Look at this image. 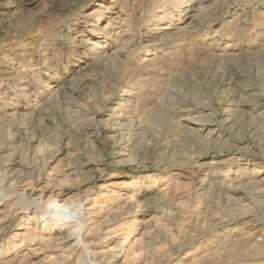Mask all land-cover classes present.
I'll return each mask as SVG.
<instances>
[{
	"label": "rangeland",
	"instance_id": "rangeland-1",
	"mask_svg": "<svg viewBox=\"0 0 264 264\" xmlns=\"http://www.w3.org/2000/svg\"><path fill=\"white\" fill-rule=\"evenodd\" d=\"M198 7L206 11L185 26ZM26 84L29 92L21 90ZM262 92L264 0H0V172L19 162L28 171L10 166L11 181L34 185L39 178L37 188H53L63 179L65 200L87 191L85 209L95 207L85 217L86 233L105 264L111 260L106 249L118 245L121 235L107 237L126 233L127 247L132 245L140 237L134 229L144 231L136 220L153 226L155 242L134 249L144 253V264H162L175 254L174 263L184 253L192 261L209 251L215 257L199 264H264ZM33 106L38 110L31 120L25 114ZM130 122L135 129L120 145L128 152L121 159L136 154L135 165L108 166L101 178L81 175L83 162L97 164L103 157L100 127L106 125L103 135L116 138ZM146 143L155 158L141 155ZM66 165L67 179L60 176ZM237 172L250 178L241 184L255 198L248 211L252 227H240V211L218 189ZM89 175L94 179L84 180ZM200 179L203 193L196 191ZM109 182H125V188L98 189ZM162 189L166 194L159 201L154 191ZM179 202L186 203L183 214L155 227L159 210ZM129 204L140 207L133 213ZM154 206L159 210H149ZM223 216L230 222L217 233L221 240H238L231 248L210 242L213 219ZM29 221L15 211L3 221L0 264H45L62 254L63 245L42 247V224ZM204 237L213 246L199 247ZM38 246L41 251L19 262Z\"/></svg>",
	"mask_w": 264,
	"mask_h": 264
},
{
	"label": "bare ground",
	"instance_id": "bare-ground-1",
	"mask_svg": "<svg viewBox=\"0 0 264 264\" xmlns=\"http://www.w3.org/2000/svg\"><path fill=\"white\" fill-rule=\"evenodd\" d=\"M204 11H206L205 8L198 7L196 9L197 13L192 14L190 16V18L186 22L185 26H189L190 24H192L199 17V14L203 13ZM128 46H129V43L124 44V47L122 49L118 50V52H124ZM25 82L28 83V81H25ZM230 86H233L232 80L229 83V87ZM251 86H252V84H251ZM28 87H30L28 84L23 85L21 90L25 91V92H29L30 90ZM52 88H53L52 85L48 87V90H49L48 94L49 95L52 93L51 92ZM235 88H236V86H235ZM246 91L247 90H244L243 88L240 89L241 93H244ZM54 93L55 92H53V94ZM46 100L47 99H45L44 101H46ZM42 101H39L38 103H40ZM225 102H228V100H226ZM33 107H34L33 110H31L30 112L25 114L26 116L28 115V117L30 119L33 117L32 115H34L38 110L37 107L36 108H35V106H33ZM94 114L96 117V115L99 113H97V111H96V113H94ZM25 115H23V116H25ZM117 117L120 118V117H122V115H118ZM228 120H230V119H226L224 122H228ZM106 127H107L106 125L103 127H100V129L98 130L99 133L97 135V138H99V136H100L102 138V141L104 140L103 157L97 162V164H90L89 163L90 161L89 162L88 161L83 162L81 164V167L83 168L81 175L86 176L85 175L86 173H95L96 175H99V177L101 178L103 173L105 172L106 167H108V166L113 165L116 167H120L126 163L135 165L134 159L136 158V154L135 155H133V154L128 155L127 160L121 159V157L127 151H126L125 147H120L121 144H125V142L127 141V138L130 137L132 131L135 129V126L132 124V122H130L129 124L123 125L121 128V132H119V134L116 138L114 136L103 135L106 133L105 132L107 130ZM213 132L214 131H212L211 133L209 132L207 134L212 136ZM88 136H92V135L88 133ZM209 144H211V143L209 142ZM219 145H221V144H219ZM155 147H156V145H155ZM219 149L220 148H218V151H219ZM141 151H142L141 155H143V157L146 159H148V158L151 159V158L156 157V150H154V149L151 150L147 143L142 146ZM136 153H137V151H136ZM238 161H245V160L238 159ZM17 165L24 167L25 172L27 173L28 167L21 165V163H19V162L10 163L8 165L9 166L8 168H6L3 172H0V226L3 224V221L10 215V213L12 211L13 212L15 211V213L17 212L20 215L21 214H23L24 216L26 215L27 220L31 221V222L29 221L30 223H28V225L34 224L36 226L38 223H41L42 229L40 230V235L42 238H40L41 239L40 244L42 245V247H43V244H49V243H56L59 245H63L62 254H59V255L51 258V260H49L45 264H62L63 261L65 260V258H67V260H68V258H70L73 255L77 256L74 264H105L102 261L98 260V256L101 253L95 252L96 247L98 246V243L93 241V240H90L88 232L86 233L87 227L85 225V217L87 215H89V210H93V208L95 207V206H92L88 209H85V206H86L85 204L89 200V198H88L89 194L87 193V191H83V192L78 191L74 195V197H72V200H65V199H63V196L66 193L67 187H66V184L64 185V183H62L63 179H62V182H60V184L58 186L53 187V188L51 187L52 189L49 188L48 184L45 185V187L37 188L38 187L37 184L39 183V178H37L36 183L34 185L31 182H28L27 180L23 181L24 182L23 184L18 182V181H11V179L14 176L10 175L11 170H12V168H10V166L14 167ZM241 165H247V164L241 163ZM65 167H66V170L63 171L64 173H61L60 176L67 179L69 177L68 175H69L70 169H68L67 165ZM16 172H18V171H16ZM7 173H8V175H7ZM19 173H20V171H19ZM119 173L116 172L113 174V176L117 177L119 175ZM191 174H193V173H191ZM124 177L128 178L129 176H128V174H126ZM92 178L93 177H91L89 175L84 180H86V179L90 180ZM224 178L227 179L226 181H228V184H226V185L221 184L218 189L220 190V192L223 190L225 193V196L227 195L230 198L228 201H230L231 205L240 211V212H238V214L235 218L236 221L238 222V224L242 228H246V227H250V226L252 227L253 225L250 224V221L248 220L249 215H250L248 211L250 208L254 207V205H255L254 199L255 198L253 197V193L246 191V189H245L246 184L245 185L241 184L242 182L247 180L249 178V176H247L246 174H243V172L242 173L237 172L234 175V177H232V178H227V176ZM49 182H51V180H48V183ZM124 183L125 182H123V184H122V182L121 183H110L109 182L108 184H105V185H99L98 189H104L107 192L114 193L111 188L112 187L117 188L118 185H122V187L120 189V191H122L125 188ZM251 183L253 184V182H250V185H251ZM20 184H22V185H20ZM175 184L177 185L178 181ZM205 185H206L205 179H202V180L200 179V181L197 184L196 191L203 193V191L205 190ZM210 185H209V187H211ZM109 188L111 190H108ZM169 189H170V187H169ZM175 192H176V190L174 191V193ZM115 193L116 194H114L115 195L114 197L119 198L120 197V195H118L119 191L115 192ZM165 194H166V190H163V189L154 191V196L155 197L157 196L158 200L162 199L165 196ZM139 195H140L139 193L136 194V196H139ZM196 196H198V195H196ZM133 197H135V195H133L129 198L130 203L132 202ZM38 203L41 204L40 207L36 206V205H38ZM184 204H186V203L185 202H179L173 209H169V210L163 209V207L160 210L155 206L149 207L150 208L149 210H151V211L156 212L157 210H159L161 212L160 219L159 220L157 219V221L155 223L153 222L154 226L155 227H157V226L163 227V225H161V224H162V222L166 223V221H168V217L179 216L180 214H183V210L185 208ZM129 206H130L129 210L132 211L133 213L137 212L138 208L140 207V205H138L136 207V210H133V207H134L133 204H129ZM152 220H154V219H152ZM213 221L215 223L213 222V224L212 223L211 224H212V228H213L212 233H214V235L210 241L211 243H218V245L217 246L215 245V246L216 247L219 246L220 248L221 247L225 248L228 246L229 247L234 246L235 244L238 243L237 242L238 240H232L231 236L229 238H225L224 240H221L223 235L221 233H217L221 228L224 227L225 224L230 222L229 218L227 219L225 216H223V217H218L216 219L214 218ZM135 223L136 224H142L144 227V231L141 233L137 229H134L133 233H136L140 237L136 238L132 245L127 247L126 242H127L129 237L126 233H124V234L122 233L119 235H113V237H110V236L107 237V240H108V239H112V238H115V237H118L121 235L120 242L118 245H116V246L110 245L106 249L105 253L109 254L108 258L111 259V260L107 261L106 264H109V263H111V264H137L138 262H142L144 264L145 262H148V261L144 260V253L143 252L136 253V251H134V249L136 246L147 247V246H150V244L152 242H155L154 241V235L152 232V229H153L152 228L153 227L152 222L149 220L148 221L136 220ZM52 226H55L56 228L53 229V228H51ZM30 229L31 228H28L26 230L27 233L30 231ZM235 231L236 230H234L233 232H235ZM237 231H238V229H237ZM15 235L19 236V234H17V233ZM22 235H25V234L23 233ZM201 235L202 234H200V236ZM249 238H251V236L246 238L245 240H248ZM208 241L209 240L204 237L202 242L199 241L200 242L199 247L204 246L202 248V249H204L205 247L208 246V244H211ZM174 246H175V244H174ZM205 249H208V248H205ZM218 250H216V251H218ZM39 251H41L40 246H38L37 248L31 249V250L29 249L25 254H22V256L19 257L20 258L19 262L27 260V258H30V256L33 255V253L39 252ZM145 251H146V249H145ZM212 252H210V251L205 252V254L203 253L204 255L201 256V258L199 256L200 259L197 258V260L193 259L192 261H190V257H189L190 254L184 253L185 255L183 257H181L180 260H178L174 263H173V260L175 258L174 257L175 254H173V256H171V257L168 256V259L166 258L167 259L166 261H164V262L162 261V264H172V263L173 264H199V262L203 258H206V257L208 258V256L216 255L215 253H212ZM102 253H104V252H102ZM15 256H17V255H15Z\"/></svg>",
	"mask_w": 264,
	"mask_h": 264
}]
</instances>
